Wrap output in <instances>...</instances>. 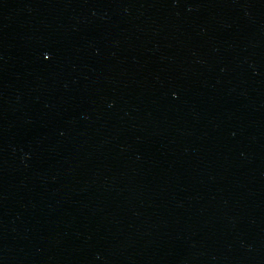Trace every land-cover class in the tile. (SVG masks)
<instances>
[{"label":"water","instance_id":"95a60500","mask_svg":"<svg viewBox=\"0 0 264 264\" xmlns=\"http://www.w3.org/2000/svg\"><path fill=\"white\" fill-rule=\"evenodd\" d=\"M0 264H264V0H0Z\"/></svg>","mask_w":264,"mask_h":264}]
</instances>
